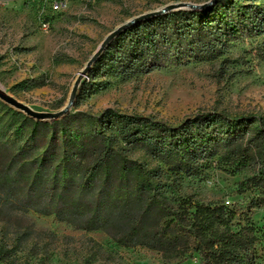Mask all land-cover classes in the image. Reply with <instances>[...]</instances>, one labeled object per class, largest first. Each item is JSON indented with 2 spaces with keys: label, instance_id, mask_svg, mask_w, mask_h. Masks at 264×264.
I'll return each mask as SVG.
<instances>
[{
  "label": "trees",
  "instance_id": "16d2710c",
  "mask_svg": "<svg viewBox=\"0 0 264 264\" xmlns=\"http://www.w3.org/2000/svg\"><path fill=\"white\" fill-rule=\"evenodd\" d=\"M240 1L216 0L128 27L94 63L75 101L107 89L111 78L217 61L234 40L263 34L264 0ZM215 168L249 170L236 193L256 195L231 206L176 194L185 178ZM263 207L264 117L210 110L170 123L111 108L40 120L0 100V215H54L168 259L198 254L201 264H264V239L249 222ZM10 252L0 247V260Z\"/></svg>",
  "mask_w": 264,
  "mask_h": 264
},
{
  "label": "rangeland",
  "instance_id": "374dc122",
  "mask_svg": "<svg viewBox=\"0 0 264 264\" xmlns=\"http://www.w3.org/2000/svg\"><path fill=\"white\" fill-rule=\"evenodd\" d=\"M50 1L0 0V89L37 112L66 106L79 72L125 21L171 3L210 0H69L61 12L51 11ZM46 13L51 19L44 28ZM73 105L70 113L95 116L112 108L170 123L210 110L264 117V33L234 40L217 61L172 66L125 81L111 78L107 89L83 94ZM249 175V170L231 175L215 168L185 178L176 194L204 203H247L256 192L236 190ZM249 222L264 239V207L254 208ZM0 247L11 250L0 264H201L202 259L195 254L181 261L148 248H126L101 230L76 229L54 215L22 211L0 215Z\"/></svg>",
  "mask_w": 264,
  "mask_h": 264
},
{
  "label": "water",
  "instance_id": "95a60500",
  "mask_svg": "<svg viewBox=\"0 0 264 264\" xmlns=\"http://www.w3.org/2000/svg\"><path fill=\"white\" fill-rule=\"evenodd\" d=\"M216 3V0H210L208 2H204L201 4H195L191 2H181V3H171L170 5L164 6L158 10H155L154 12L150 13H144L140 14L139 16L129 19L125 21L122 25H119V27L112 30L102 41V44L100 47L94 52V54L91 56L87 64L84 66V68L79 72V77L76 79L73 90L71 92V95L66 103V106L59 110V111H48V112H37L34 110H31L29 106L24 104L23 102L14 99L11 95H9L6 91H4L2 88L0 89V100L2 99L4 102L9 104L10 106L15 107L16 109H20L24 111L27 115L30 117H34L36 119L40 120H54V119H60L64 117V115L70 113L72 107L74 106V102L76 99V96L79 92V86L82 82V79L89 74V71L93 67L94 63L100 58V55L105 51V49L109 46V44L112 42V40L119 35L121 32H123L128 27L132 26L135 23H138L141 20L155 17L156 15L169 13L173 10H186V9H192V10H201L207 7L212 6Z\"/></svg>",
  "mask_w": 264,
  "mask_h": 264
},
{
  "label": "built area",
  "instance_id": "2783aa9c",
  "mask_svg": "<svg viewBox=\"0 0 264 264\" xmlns=\"http://www.w3.org/2000/svg\"><path fill=\"white\" fill-rule=\"evenodd\" d=\"M50 10L53 12H61L64 10L69 3V0H51L50 2ZM46 24H50L49 21H44L42 19V27H45ZM229 203V201H227Z\"/></svg>",
  "mask_w": 264,
  "mask_h": 264
},
{
  "label": "bare ground",
  "instance_id": "6f19581e",
  "mask_svg": "<svg viewBox=\"0 0 264 264\" xmlns=\"http://www.w3.org/2000/svg\"><path fill=\"white\" fill-rule=\"evenodd\" d=\"M47 27H48V24H46L44 28H47Z\"/></svg>",
  "mask_w": 264,
  "mask_h": 264
}]
</instances>
